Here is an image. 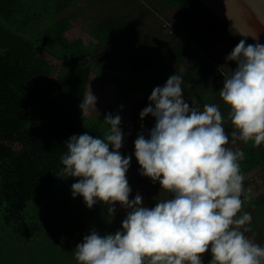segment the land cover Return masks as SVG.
Returning <instances> with one entry per match:
<instances>
[{"label": "clouds", "instance_id": "clouds-1", "mask_svg": "<svg viewBox=\"0 0 264 264\" xmlns=\"http://www.w3.org/2000/svg\"><path fill=\"white\" fill-rule=\"evenodd\" d=\"M231 31L240 42L225 57L235 69L224 76L219 96L228 106L232 131L226 133L219 106L184 98L181 70L155 87L140 119L151 116L154 126L140 132L133 155L140 174L167 198L154 207L143 204L126 173L131 156H124L121 116L106 114L103 138L85 132L65 141L61 156L65 177L76 178L73 198L83 197L91 209L100 203L114 216L116 205L127 210L121 228L101 235L95 230L75 247L77 264H264V246L246 237L252 217L242 212L251 190L244 187L240 161L244 152L230 142L264 144V0H225ZM251 38L255 43H246ZM97 98L91 90L79 105L87 115ZM96 108V107H95ZM111 149V150H110Z\"/></svg>", "mask_w": 264, "mask_h": 264}, {"label": "trees", "instance_id": "trees-1", "mask_svg": "<svg viewBox=\"0 0 264 264\" xmlns=\"http://www.w3.org/2000/svg\"><path fill=\"white\" fill-rule=\"evenodd\" d=\"M167 1L168 5L181 8L183 21L200 15L204 19L182 37L173 33L174 45L158 51V56L149 61L134 64L130 59L134 52L131 38L115 17H106L92 34L112 56V69L118 63L119 67L139 73L159 62L181 63L204 56L198 67L206 82L198 84L192 74L196 72L194 68L188 69L185 79L195 94L210 92V68L221 65L222 57L232 51L241 37L197 0ZM70 4L53 10L48 1L0 0V213L4 228H8V239L15 246L35 242L42 234L46 241L51 235L50 225L31 220L27 209L30 202L43 204L50 200L58 176L63 174L60 158L67 151L65 141L85 132L103 138L108 129L103 122L105 116L83 115L79 107L87 94L91 73L96 74L93 94L97 98L106 94L110 84L116 86L117 104L111 112L129 125L132 137L146 133L154 124L151 116L140 119L139 113L149 101H138L136 94L141 91L149 95L158 85L149 79L132 85L113 78L103 70L99 57L95 64L98 51L81 39L70 41L66 33L72 28L71 17L53 19ZM246 43L252 44L249 40ZM182 89L184 96L193 93ZM233 146L244 152L240 168L244 187L249 189L246 176L258 167L264 169V144L237 142ZM120 152L132 157L129 170L139 173L142 192L148 198L145 206L154 207L157 201L167 198L158 182L140 174L134 151ZM68 178L77 182L76 178ZM250 194L249 201L257 206L252 191Z\"/></svg>", "mask_w": 264, "mask_h": 264}, {"label": "crops", "instance_id": "crops-1", "mask_svg": "<svg viewBox=\"0 0 264 264\" xmlns=\"http://www.w3.org/2000/svg\"><path fill=\"white\" fill-rule=\"evenodd\" d=\"M30 1H34L36 3L48 1L52 4L49 6V9L53 10L59 8L60 5L72 2V4H70V6L65 8L63 11L66 13V15L71 17L72 23V28L67 31L66 37L70 41L81 39L83 40L84 44L89 45L98 51L94 56L95 64L98 62L97 59L99 57V64H103V70L108 71L110 76L113 78L120 79L127 73L131 72L137 77V80L147 78L150 81H153V84L163 86L171 75H174L176 72L179 73L181 70H183L182 87H184L186 91L188 90L189 93L193 92L191 96L187 95L184 96V98L189 103L195 101L201 110H203L204 104L218 105L222 115L225 117L224 128L226 133H230L232 131V126L227 118L229 108L224 104L219 96V91L223 87L224 76L230 72L229 69H223L220 67L221 65H218L216 68H210L211 78L209 81L213 86V90L206 92L205 94H195V90L193 91V89L188 85L185 77L188 76V69L194 68L196 72L192 74L197 77V81H199L198 84H204L205 74L203 70L199 69L198 67L204 56H196L181 63H176L174 60L159 62V64H157L155 67L139 73L128 71L125 68L119 67L117 65L118 63L114 64L115 67L112 69V56L108 54V52L102 47L100 42L92 34L106 17H115L116 19H119L122 27L127 28L126 33L131 38L130 45L133 47L134 52L132 53L130 59L135 61L134 64H139L155 58L158 56V51L174 45L172 34L177 33L178 36L182 37L189 29L199 24L195 22V19L199 16L194 17L189 21H183L181 18V8L178 6L168 5L167 0ZM63 12L61 14H54L53 19L57 20L58 17L63 14ZM191 22L196 24H191L192 26L186 29L181 27V25H189ZM169 23L176 25L175 31L171 32L170 29L165 27V25H169ZM104 56L106 57L105 59L103 58ZM192 85H194V83H192ZM115 94L117 96L116 86ZM138 94L145 95L144 99L151 95L144 94L140 91L136 94V97ZM137 100L141 101L138 98ZM115 102L117 104V101ZM151 120L152 123H155L153 117ZM226 147H231L234 149V146L231 144V142ZM247 177L248 176H246V178ZM258 192L260 193L256 195V192L254 193V191H252V199H256L257 206L254 205V201H245L242 212H248L252 217L251 223L246 226L249 228V232L246 237L254 241V243L264 246V186L261 187Z\"/></svg>", "mask_w": 264, "mask_h": 264}, {"label": "rangeland", "instance_id": "rangeland-1", "mask_svg": "<svg viewBox=\"0 0 264 264\" xmlns=\"http://www.w3.org/2000/svg\"><path fill=\"white\" fill-rule=\"evenodd\" d=\"M65 15L66 13L63 12L60 17H64ZM203 19L204 15H201L195 19V22L200 23ZM1 20L3 21V19ZM196 23L191 22L189 25H181V27L186 29ZM170 24L171 23H169L167 29H170L171 32L175 31L176 25ZM228 54L222 57L223 62L220 67L234 70L236 67L235 63H225V57ZM95 76V73H91L87 93L91 90L93 94ZM136 78L137 77L130 72L120 78V80L132 85L149 82L147 78L146 80H137ZM144 97L145 95L143 94L137 95L139 100H143ZM115 101V85L110 84L106 94L97 98L96 108L90 107L86 116H105L109 113L113 114L111 111L115 108ZM128 126L126 122H122L121 128L124 133V141L123 147L120 149L121 151H134V141L136 137L130 135L132 130H129ZM259 169L261 168H256L247 176L252 175L254 171ZM138 174V171L134 170H128L126 173L129 186L132 187V193L129 198L132 199L136 194H140L145 206L148 204V198L145 196V192H142L143 184H141L142 181L138 179ZM72 184L73 183L68 177L60 174L54 186V190L50 194L49 201L43 204L30 202L28 205L27 213L31 220L36 219L37 221H43L50 225L51 235L47 237L46 241L42 240V237L46 238V235L42 234L35 242H26L22 245L17 243L16 246L14 243L11 244V240L8 239V228H4L5 222L2 219V213H0V264H77L74 258L75 247L82 241L85 235L89 234L92 230L97 231L101 235L114 234L121 228L122 221L127 214L126 209L117 204L116 212L112 217L107 215L106 207L100 203L89 209L85 205L83 197L77 196L73 198L71 191ZM261 187L263 186H258L255 189L249 187V189L254 191V193L256 192L255 194L258 195L260 193L258 191ZM120 215L121 218L119 217ZM248 232L249 231H247L245 235H247ZM210 259V254L205 253L203 264H209Z\"/></svg>", "mask_w": 264, "mask_h": 264}, {"label": "water", "instance_id": "water-1", "mask_svg": "<svg viewBox=\"0 0 264 264\" xmlns=\"http://www.w3.org/2000/svg\"><path fill=\"white\" fill-rule=\"evenodd\" d=\"M199 1L203 6H205L210 12H212L216 17H218L220 20L223 21L226 25H228L231 28L232 21L227 16V7L225 0H197ZM252 43H255L256 41H253L251 38H247ZM259 42L264 43V32L260 33L259 36Z\"/></svg>", "mask_w": 264, "mask_h": 264}, {"label": "built area", "instance_id": "built-area-1", "mask_svg": "<svg viewBox=\"0 0 264 264\" xmlns=\"http://www.w3.org/2000/svg\"><path fill=\"white\" fill-rule=\"evenodd\" d=\"M168 27V25H165ZM248 187L252 189L257 188L258 186H264V169L261 168L257 171H254L252 175H249L248 178Z\"/></svg>", "mask_w": 264, "mask_h": 264}]
</instances>
